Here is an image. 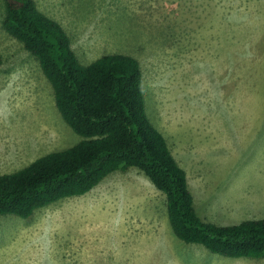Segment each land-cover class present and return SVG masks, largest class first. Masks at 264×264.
<instances>
[{"label":"rangeland","instance_id":"374dc122","mask_svg":"<svg viewBox=\"0 0 264 264\" xmlns=\"http://www.w3.org/2000/svg\"><path fill=\"white\" fill-rule=\"evenodd\" d=\"M78 61L134 58L150 123L185 171L202 221L264 218V0H33ZM0 174L80 141L37 60L2 27ZM137 168L27 218L0 216V264H264L186 244Z\"/></svg>","mask_w":264,"mask_h":264},{"label":"trees","instance_id":"16d2710c","mask_svg":"<svg viewBox=\"0 0 264 264\" xmlns=\"http://www.w3.org/2000/svg\"><path fill=\"white\" fill-rule=\"evenodd\" d=\"M5 5L4 31L37 60L60 117L80 141L0 174V216L27 219L88 193L115 171L137 168L164 194L168 225L178 240L221 257L264 258V218L220 226L198 216L185 171L146 116L134 58L112 54L83 65L61 26L33 0H5Z\"/></svg>","mask_w":264,"mask_h":264}]
</instances>
